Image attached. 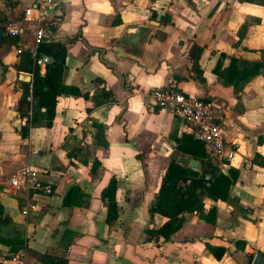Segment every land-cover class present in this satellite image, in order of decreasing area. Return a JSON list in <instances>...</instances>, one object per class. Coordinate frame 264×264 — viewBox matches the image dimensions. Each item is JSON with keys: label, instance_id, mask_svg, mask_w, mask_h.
<instances>
[{"label": "crops", "instance_id": "0c3cea01", "mask_svg": "<svg viewBox=\"0 0 264 264\" xmlns=\"http://www.w3.org/2000/svg\"><path fill=\"white\" fill-rule=\"evenodd\" d=\"M33 1L0 0V263L41 264L37 255L44 253L68 264H251L255 254L264 255V65L241 92L216 73L230 59L264 62V6L245 0H53L49 10L57 9L48 11V20L54 30L46 32L50 40L74 38L62 83L80 95L58 96L51 126L28 127L22 138L18 129L26 117H20L19 99L32 74L15 66L23 51L35 50V24L24 14ZM9 23L22 32L9 37ZM193 45L201 49L198 72L189 58ZM169 77L185 96L220 106L224 141L234 156L221 166L206 155L223 174L236 173L229 187L234 202L204 199V213L216 208L213 225L196 212L185 214L169 241L153 244L145 230L165 222L149 211L161 176L171 159H191L176 149L189 130L150 96ZM103 89L113 101H103ZM96 128L105 145L94 142ZM27 166L51 186L50 195L11 187L10 178ZM111 179L119 209L107 224L101 192ZM207 246L224 249L221 259Z\"/></svg>", "mask_w": 264, "mask_h": 264}, {"label": "trees", "instance_id": "16d2710c", "mask_svg": "<svg viewBox=\"0 0 264 264\" xmlns=\"http://www.w3.org/2000/svg\"><path fill=\"white\" fill-rule=\"evenodd\" d=\"M264 6V0H245ZM51 25V24H50ZM48 25L47 31L52 32L54 27ZM246 27H241L238 31L239 40L242 38ZM74 41V38H66L65 41L49 40L41 42L35 49V54L23 51L20 54L19 63L15 66L17 71L32 74L31 87L25 86L19 99L20 117H26L18 129V133L25 138L28 127L43 126L49 128L55 114L57 97L65 94L80 95L76 90L68 89L62 83L65 71V57L67 54V45ZM201 53L200 47L193 45L189 50L191 68L198 72L197 60ZM40 56H47L52 59L50 64H46L44 74L39 73V67L35 65V59ZM264 62H248L230 59L228 67L223 70H217V77L225 85H230L235 92H241L243 86L263 70ZM97 82L103 83L98 80ZM100 96L104 102L114 100L111 93L102 90ZM31 98V115L28 113V100ZM87 97V95H83ZM98 104L101 102H97ZM97 137L94 142L98 141L105 145L102 140V130L96 128ZM176 149L178 152L189 156L191 159L199 162L202 166L200 171H196L187 166L185 163L171 159L160 179V184L155 193V199L149 209L151 214L157 213L165 218V222L159 228H149L146 241L157 244L159 239L169 241L171 236L180 229L185 214L198 213L203 220L213 225L215 223L216 208L212 206L204 213V199L208 198L213 201L221 200L233 203L229 196V187L236 178V173L230 172L225 175L221 172L218 165L208 159L205 153L203 143L195 139L192 133L183 134L176 140ZM259 164L264 167V157H260ZM96 165V163L94 164ZM116 182L111 179L106 188L101 192V199L106 200V223L111 224L117 220L118 205L115 200ZM65 205H70L69 201H64ZM264 205V201H263ZM2 212L0 206V214ZM22 245L13 250H18ZM216 259H221L224 249L207 246ZM41 264H68L67 259L60 256H54L47 253L37 255ZM1 264V263H0Z\"/></svg>", "mask_w": 264, "mask_h": 264}, {"label": "built area", "instance_id": "2783aa9c", "mask_svg": "<svg viewBox=\"0 0 264 264\" xmlns=\"http://www.w3.org/2000/svg\"><path fill=\"white\" fill-rule=\"evenodd\" d=\"M53 0H34L32 5L24 11L26 19L35 24L34 45L35 49L41 42H48L50 37L46 28L50 25L49 8ZM21 25L9 23L5 32L9 37L17 36L22 32ZM48 34V35H47ZM35 54V50L32 52ZM52 59L40 56L35 59L38 67L50 64ZM150 96L155 104L162 110L176 116L192 133L193 137L203 143L205 153L217 159L221 166L231 162L234 151L224 141L223 129L219 123L221 108L211 100H202L185 96L179 89V84L174 77H169L163 87L154 88ZM31 101V99H29ZM31 115L29 105L28 116ZM9 183L13 188H22L30 193L50 195L51 186L45 184L39 177L37 170L27 166L13 175ZM23 213H26L24 210Z\"/></svg>", "mask_w": 264, "mask_h": 264}, {"label": "water", "instance_id": "95a60500", "mask_svg": "<svg viewBox=\"0 0 264 264\" xmlns=\"http://www.w3.org/2000/svg\"><path fill=\"white\" fill-rule=\"evenodd\" d=\"M60 5V4H59ZM57 7H53L52 9L49 10V13L53 12L54 10H56ZM0 35H1V32H0ZM42 68L45 67V66H41ZM29 79H27L28 81ZM178 161L181 162V163H186L188 167L196 170V171H200L202 166L199 162L195 161L194 159H187L185 157H179L178 158ZM251 264H264V255L261 254V253H257L255 254L253 260H252V263Z\"/></svg>", "mask_w": 264, "mask_h": 264}]
</instances>
